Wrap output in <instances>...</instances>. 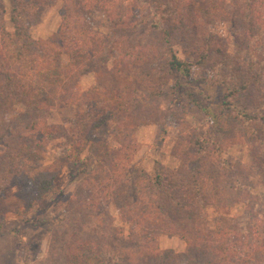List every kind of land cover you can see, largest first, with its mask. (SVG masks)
<instances>
[{"label": "trees", "instance_id": "trees-1", "mask_svg": "<svg viewBox=\"0 0 264 264\" xmlns=\"http://www.w3.org/2000/svg\"><path fill=\"white\" fill-rule=\"evenodd\" d=\"M46 1L56 0H9L10 30L2 21L0 6V199L5 198L3 190L16 187L23 200L21 209L29 210L56 192L50 166L37 162L40 149L69 129L66 147L74 157L95 140V129L111 121L122 137L117 146L103 144L104 150L95 155L96 186L84 181L83 194L74 195L86 214H104L111 205L117 212L121 223L114 227L117 241L100 264H114L117 258L118 264H125L131 255L143 257L138 264L159 259L161 235L183 241L184 264H264V198L242 183V175L247 174L244 167L223 157L214 127L219 128L224 118L210 111L200 88L224 87L220 113L234 107L238 113L231 117L238 118L245 130L264 125V114L257 115L259 107L264 112V87L257 91L259 106L253 105L254 99L249 106L238 102L247 91L251 100L255 81H264L261 61L252 62L264 52L249 46V40L264 38V0H232L242 7L241 43L246 47L230 60L231 75L223 77L216 69L213 76L200 79L194 76L193 66L210 58L204 53L192 60L180 58L171 38L175 32L195 28L197 24L187 18L193 12L202 27L208 26L221 12L223 0H59L57 29L41 41L29 30ZM96 13L109 21L106 32L92 26ZM146 31L160 36L166 48L159 50L151 42L154 38L143 39ZM133 33L141 37L132 38ZM223 61L215 62L216 68L229 66ZM89 72L95 74V83L81 90L78 79ZM165 78L172 82V103L197 107L211 123L206 131H187L177 137L171 149L177 166L147 172L139 164H130L138 147L125 131L162 116L154 100L162 95ZM64 107L74 108L68 125H49L44 114ZM235 204H242L243 211L230 215ZM210 209L216 214L212 225L207 224ZM12 210L22 214L17 207ZM5 227L0 206V231ZM76 238L67 244L69 262L83 264L87 256L82 254L91 252L93 245Z\"/></svg>", "mask_w": 264, "mask_h": 264}, {"label": "rangeland", "instance_id": "rangeland-1", "mask_svg": "<svg viewBox=\"0 0 264 264\" xmlns=\"http://www.w3.org/2000/svg\"><path fill=\"white\" fill-rule=\"evenodd\" d=\"M0 6L4 9L2 21L10 30L9 0H0ZM182 6L184 5L182 4ZM240 7L239 3L237 4L235 1L223 0L221 12L213 16L206 27L201 26L202 20H197L196 12H193L187 18H189L188 21L197 24L195 28L193 30L188 28L189 31L184 34L175 32L172 35L171 46L180 58L192 60L201 53L210 58L193 66L196 78L213 76L216 69L223 77L232 74L234 64L232 65L230 60L236 59L241 54L240 47H246L241 43V40L244 39L241 35L244 25L241 23L239 9L242 7ZM60 8L61 1L59 0L44 3L36 23L29 30L34 39L44 41L55 33L60 21ZM91 23L94 28L103 32H106L110 26L109 21L102 13H96ZM185 23L189 26L191 24ZM142 35L143 39L147 41L154 38L155 41L151 42H156L159 50L163 49L162 39L155 35V32L146 31ZM131 37L136 38L141 35L133 33ZM261 37H264V31ZM249 44L250 47L255 45L257 52H264V38L251 39ZM220 59L224 60L223 64L227 63L229 66L221 65V69L220 66L216 68L217 63L215 62ZM253 59L255 62H252L255 65L261 61V64L258 65H262L264 68V55L261 59L260 57ZM249 60L247 57L246 61ZM262 80H264V74ZM162 81H165L161 87L162 95L154 100L164 112L162 116L155 122L145 121L139 126L125 131L127 137L132 136L136 140L138 147L130 164H139L147 172L177 166L178 160L171 152L177 137L187 131H206L210 128L211 123L208 115L197 107L193 105L181 107L172 103V82L167 81L166 78ZM94 83L95 74L93 72L86 73L78 79V86L81 90H87ZM260 87H264V81L260 83L255 81L251 88L253 98L248 99V94L251 93L247 91L245 95L241 96L239 104L249 106L254 99L256 102L253 105L259 106L260 100L257 91ZM200 88L208 97L210 111H216L224 118L219 128L214 127L217 139L223 145V157L241 168L244 167L242 170L247 174L242 175L244 177L242 183L249 186L253 193L263 199L264 125H252L249 130H245L238 118L231 117L238 113L234 107L220 113V110L222 111L221 103L226 92L224 87L206 84L201 85ZM263 91L261 92L264 93ZM257 108L250 109L254 111ZM259 108L258 116L264 114L262 108ZM73 113L74 108L71 107L52 109L44 114V119L52 126H67L68 118L72 117ZM93 135L95 140L86 143L82 151L74 157L69 156L66 147L69 129L51 138L46 147L40 149L41 153L37 162L50 166L54 173L57 191L35 204L31 209H21L23 200L18 194V188L3 190L5 198L0 199V206L4 212L6 227L4 231H0V264H77L69 262L71 255L67 250L68 242L76 241L77 236L93 245V248L89 249L91 252L82 254L87 256L84 263L100 264V259L110 256L109 253H112L111 249L117 241L114 227L121 226L115 207L113 205L106 207L104 214H86L77 205L74 195L83 194L82 183H87L84 181L89 180L90 187L92 183L94 187L96 186L92 175L97 166L95 155L104 150L103 144L108 147L117 146L119 137L122 135L118 131L116 123L111 121L95 129ZM101 155L107 156L102 152ZM109 162L110 160L107 161L108 164ZM15 207L19 208L22 214L14 213L12 209ZM243 208L242 204H235L230 215L241 214ZM207 214V224L212 225L216 214L212 209ZM158 244L162 252L161 257L148 260L143 264H184L181 253L185 250V245L178 236L161 235L158 237ZM123 249L125 248H122V252H124ZM73 256L77 257V254ZM81 256H78L79 261L84 259ZM142 258L141 255L128 256V261L125 264H138ZM118 261L117 258L114 264H118ZM80 263L82 264L81 261Z\"/></svg>", "mask_w": 264, "mask_h": 264}]
</instances>
